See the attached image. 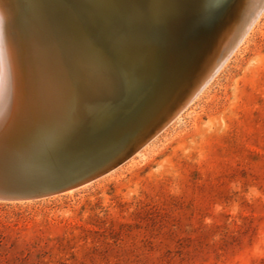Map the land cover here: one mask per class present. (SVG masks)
Listing matches in <instances>:
<instances>
[{
  "label": "bare ground",
  "instance_id": "obj_1",
  "mask_svg": "<svg viewBox=\"0 0 264 264\" xmlns=\"http://www.w3.org/2000/svg\"><path fill=\"white\" fill-rule=\"evenodd\" d=\"M263 11L264 0H0V191L48 196L115 170L198 98Z\"/></svg>",
  "mask_w": 264,
  "mask_h": 264
},
{
  "label": "rangeland",
  "instance_id": "obj_2",
  "mask_svg": "<svg viewBox=\"0 0 264 264\" xmlns=\"http://www.w3.org/2000/svg\"><path fill=\"white\" fill-rule=\"evenodd\" d=\"M263 12L198 98L115 170L0 198V264H264Z\"/></svg>",
  "mask_w": 264,
  "mask_h": 264
},
{
  "label": "water",
  "instance_id": "obj_3",
  "mask_svg": "<svg viewBox=\"0 0 264 264\" xmlns=\"http://www.w3.org/2000/svg\"><path fill=\"white\" fill-rule=\"evenodd\" d=\"M61 188V187H60ZM12 192V191H11ZM11 192H4V191H0V198H21V196H33L32 194L35 193H19L17 197H12V194L10 195ZM17 194V193H14ZM41 194V193H40ZM37 196H41V195H37Z\"/></svg>",
  "mask_w": 264,
  "mask_h": 264
}]
</instances>
